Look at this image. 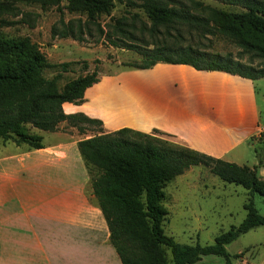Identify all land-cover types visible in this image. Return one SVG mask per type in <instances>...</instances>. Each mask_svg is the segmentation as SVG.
I'll return each mask as SVG.
<instances>
[{"label": "trees", "instance_id": "obj_1", "mask_svg": "<svg viewBox=\"0 0 264 264\" xmlns=\"http://www.w3.org/2000/svg\"><path fill=\"white\" fill-rule=\"evenodd\" d=\"M117 1L141 8L146 20L141 21L140 28L142 32L148 31L150 40L141 38L138 43L119 38V33L132 35L125 16L115 19L112 31H104L99 18L110 14ZM190 1L186 5L179 0H0V26L15 22L9 17L21 12L19 4H36L42 9L55 6L60 11L66 8L78 16L60 18V25L51 28L52 35L83 40L93 26L111 44L132 48L140 54L141 60L132 64L133 68L149 67L158 61L182 62L251 79L264 76V63H254L257 58L264 60V0H223L241 5L240 11ZM132 16L140 17L138 12ZM130 24H134V19ZM179 24L201 28L204 33L224 34L249 58L244 60L240 55L213 52L189 43L167 42L158 36L161 26L169 29ZM71 62H49L28 35L0 34V137L38 148L43 146L42 135L30 132L27 124L43 130H56L62 120L78 127L96 125L94 133L78 138L76 144L89 175L91 193L106 220L109 241L121 264H188L208 254L221 256L225 264H234L232 258L238 253L228 252L226 244L241 233L264 225V215L254 203L255 193L264 196V180L257 175V168L264 162V137H259L254 145L257 160L249 166L186 145H174L156 136L171 135L157 128L144 132L124 126L104 131L101 119L81 111L63 110L65 101L81 103L85 89L99 80L95 67L60 84L61 73ZM47 66H55L58 71L46 76L43 69ZM200 162L210 164L211 171L221 179L246 188L245 215L239 223L217 234L211 243L179 242L163 229L164 186Z\"/></svg>", "mask_w": 264, "mask_h": 264}, {"label": "crops", "instance_id": "obj_2", "mask_svg": "<svg viewBox=\"0 0 264 264\" xmlns=\"http://www.w3.org/2000/svg\"><path fill=\"white\" fill-rule=\"evenodd\" d=\"M258 78L158 61L99 75L81 103L62 107L101 119L104 131L157 128L195 150L252 166L251 138L264 134ZM33 129L43 146L13 143L18 153L8 157L17 159L20 178L0 167V264H121L96 198L86 193L78 138L56 129L49 131L62 139L47 141L45 130ZM257 175L264 180V162ZM257 264H264V248Z\"/></svg>", "mask_w": 264, "mask_h": 264}, {"label": "rangeland", "instance_id": "obj_3", "mask_svg": "<svg viewBox=\"0 0 264 264\" xmlns=\"http://www.w3.org/2000/svg\"><path fill=\"white\" fill-rule=\"evenodd\" d=\"M190 5V0H179ZM204 4L222 8L225 10L240 11L243 7L239 4L228 3L223 0H200ZM64 1L62 2V6ZM21 12L18 15L9 17L15 22L0 26V34L4 36L19 37L28 35L37 43L47 60L51 63L60 61H72L67 70L62 71L59 83H64L80 73L91 71L95 67L99 75L112 71L133 68L131 65L141 60L132 48L120 47L109 42L107 37L99 33L93 26L91 34H85L83 40L71 36H56L51 34L54 24L60 25V18L68 20L77 17L78 14L70 13L66 8L62 11L55 6L46 9L36 4H19ZM138 12L139 18H133L132 13ZM121 16L128 17L126 26L132 32L128 34H117L119 38L127 41L141 43V38L150 40L148 31L142 32L141 21L146 20L144 13L139 7L126 6L123 2H116L110 14H102L99 18L104 31H112V24L115 19ZM134 19V24L130 21ZM125 20V19H124ZM149 24V22H147ZM158 36L167 42H179L192 44L201 49L220 53H231L241 56L242 59L249 58V54L240 49L228 36L219 32L204 33L201 28L188 27L179 24L176 28L166 29L161 26L157 32ZM137 38H136V37ZM255 64H263L264 60L257 58ZM58 71L55 66H47L43 69L46 76H52ZM257 97L264 116V77L257 80ZM69 107L66 106L65 109ZM29 131L33 127L27 124ZM97 129L96 125L83 124L81 127L71 124L68 120L58 123L57 131L63 134H70L71 140L89 136ZM156 136L165 138L174 145H184L174 135L157 133ZM264 134H258L251 138L253 145L258 143V138ZM62 139L58 133L45 130L44 139ZM12 139L3 140L0 137V167L6 166L20 178L22 172L15 169L17 159H11L17 155L16 147ZM28 147V145L26 144ZM251 161L247 162L250 165ZM210 164L203 162L193 164L183 173L178 174L168 181L164 186L165 198L162 201L166 213L162 222L163 229L167 234L172 235L177 241L185 243H211L214 237L226 230L231 224L239 223L245 215L243 202L247 198V190L241 184L228 182L221 179L210 169ZM86 170V167H85ZM87 172V170H86ZM86 193H89L90 180L87 172L85 184ZM254 203L259 212L264 215V196L255 193ZM264 248V225H257L248 231L241 233L231 242L226 244V249L231 254L238 253L232 258L234 264H257ZM169 255V253H168ZM190 264H225L221 256L208 254Z\"/></svg>", "mask_w": 264, "mask_h": 264}]
</instances>
